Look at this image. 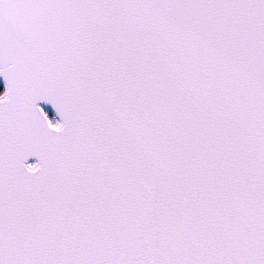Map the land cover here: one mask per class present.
Wrapping results in <instances>:
<instances>
[{"label": "snow or ice", "instance_id": "obj_1", "mask_svg": "<svg viewBox=\"0 0 264 264\" xmlns=\"http://www.w3.org/2000/svg\"><path fill=\"white\" fill-rule=\"evenodd\" d=\"M0 76V264H264V0H0Z\"/></svg>", "mask_w": 264, "mask_h": 264}, {"label": "water", "instance_id": "obj_2", "mask_svg": "<svg viewBox=\"0 0 264 264\" xmlns=\"http://www.w3.org/2000/svg\"><path fill=\"white\" fill-rule=\"evenodd\" d=\"M0 82L3 84V86L5 88V81H4V78L2 76H0ZM39 106L44 108V110H46V109L50 110L55 115V111L50 104H45L43 102H39ZM57 118L59 119V117H57ZM36 162L37 161H36L35 157L29 158V160L27 161V163H36Z\"/></svg>", "mask_w": 264, "mask_h": 264}, {"label": "trees", "instance_id": "obj_3", "mask_svg": "<svg viewBox=\"0 0 264 264\" xmlns=\"http://www.w3.org/2000/svg\"><path fill=\"white\" fill-rule=\"evenodd\" d=\"M5 92V88L3 84L0 82V95H2Z\"/></svg>", "mask_w": 264, "mask_h": 264}, {"label": "rangeland", "instance_id": "obj_4", "mask_svg": "<svg viewBox=\"0 0 264 264\" xmlns=\"http://www.w3.org/2000/svg\"><path fill=\"white\" fill-rule=\"evenodd\" d=\"M48 114H49V117H54L55 115L48 109L45 110ZM57 120H59L57 117H56Z\"/></svg>", "mask_w": 264, "mask_h": 264}]
</instances>
